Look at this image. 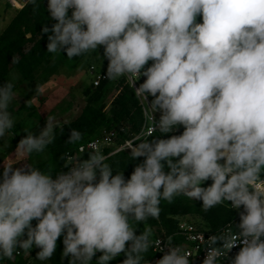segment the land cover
<instances>
[{"label":"clouds","instance_id":"clouds-1","mask_svg":"<svg viewBox=\"0 0 264 264\" xmlns=\"http://www.w3.org/2000/svg\"><path fill=\"white\" fill-rule=\"evenodd\" d=\"M48 11L56 21L44 30L53 33L48 52L73 58L104 46L108 79L146 77L134 87L138 97H153L151 123L122 146L133 160L145 159L130 178L113 175L99 152L56 178L31 165L5 164L0 258L36 247L37 259L46 261L63 235L69 264H93L97 252L95 264L122 252V264H141L153 241L150 230L137 235L130 221L158 219L162 200L183 195L201 200L204 211L224 202L243 206L240 231L212 236L221 247L208 248L203 264H217L222 249L226 258L238 243L243 247L229 264H264V0H48ZM14 98L11 83L0 86V138L14 126L8 111ZM180 126V135L149 140L159 137L157 129L163 135ZM80 139L73 129L69 141ZM53 140L49 119L39 135L20 139L16 162ZM167 247L156 264H192L190 252L171 238Z\"/></svg>","mask_w":264,"mask_h":264},{"label":"rangeland","instance_id":"rangeland-1","mask_svg":"<svg viewBox=\"0 0 264 264\" xmlns=\"http://www.w3.org/2000/svg\"><path fill=\"white\" fill-rule=\"evenodd\" d=\"M46 4H48V0H46ZM17 12L16 8L8 6V0H0V34L9 26ZM69 15H71V10H69ZM27 36L31 37L29 33ZM32 45L33 41L27 42L23 48L24 51L27 52ZM56 59H58V55L47 58L33 70L32 78L24 77L14 63L9 66L8 77L12 81L15 98L9 104L8 111L14 120V126L5 137L0 138V181L3 178L5 164H13L14 169L31 165L48 174L55 175L58 173V161L52 156L49 149L45 148L43 152H33L25 156L23 161L16 162V147L20 139L26 137L27 134L39 135L49 119L53 121L55 130L57 127L81 116L88 106L91 93L94 91L90 86V67L95 64L101 68L108 62L107 58L104 57V46L87 53L77 61H64L56 66L54 64ZM119 80L121 77L108 84L101 100L91 104L96 107L101 104L104 106L102 115L95 122L94 128L87 131L84 138L100 135L104 129L114 130L121 135L131 133L132 123L126 114L122 113V107L117 102L118 95L124 91ZM137 98L142 104L143 112L144 107L150 109L149 105L153 97L149 96L147 100L138 96ZM156 114L160 116L161 112L157 111ZM183 131L179 127L176 131L171 132L170 137L180 135ZM121 135L118 137H122ZM190 200L194 203L198 201ZM190 215L194 219L199 218L200 221H204L200 212H192ZM178 216L181 215L168 213L165 219L159 216L158 219L149 218L144 222H136L134 226L137 228L136 234L139 235V232L150 230L151 238L154 233L161 229L170 231L172 221L177 220ZM128 243L130 245L131 242ZM150 248L147 253L143 254L141 264H150ZM39 251V248L34 247L27 252L30 264H54L50 259L38 260L37 253ZM122 253L111 260L109 264H122L119 261Z\"/></svg>","mask_w":264,"mask_h":264},{"label":"trees","instance_id":"trees-1","mask_svg":"<svg viewBox=\"0 0 264 264\" xmlns=\"http://www.w3.org/2000/svg\"><path fill=\"white\" fill-rule=\"evenodd\" d=\"M8 6L11 7L9 3ZM197 22L202 23V15L199 16ZM55 23L56 21L51 18L50 12L48 11L46 0H35L34 4L32 0H30L22 9L18 10L9 26L0 34V86H4L7 82L12 84V81L8 77L9 66L12 63L17 66L24 77L32 78L33 70L51 56L58 55V59H56L54 63L56 66H58L64 61H77L87 54L85 53L80 56L69 58L67 57V53L64 50L61 52L58 51L56 53L48 52V37L53 33L51 31L44 32V30L47 27L51 29ZM28 33L31 35V37L27 36ZM29 41H33V45L27 52H25L23 48ZM152 63V61H149L148 65L145 67L150 66ZM143 79L145 80L146 77L143 76ZM112 81L113 80L107 78L103 80L97 87H94L90 83V86L94 89V91L91 93L88 106L82 115L77 119L64 124L63 126L57 127L54 130V140L52 143L47 145L46 148L50 150L52 156L58 161V173L62 171H68V163L65 158V153L68 150H74L79 144L95 137L90 136L88 138H84V134L94 128L95 122L102 115V108L104 105L101 104L100 106L96 107L91 104L94 102L98 103L101 100V97L105 94L108 84L113 83ZM119 83L122 84L124 91L118 95L117 102L122 107V113H125L130 123H132V131H139L144 122L142 104H140L137 95L134 89L130 86L126 76H122L121 80H119ZM87 92L89 91L87 90ZM180 128L184 130L183 126H180ZM73 129L81 133V139L76 142L69 141L71 131ZM170 135L171 132L162 135V133L158 130L153 134V136L159 137H149V140L151 141L155 138H169ZM122 136L126 137L128 135ZM109 151L110 149H107L105 152L107 153ZM88 158H90V155ZM144 159V157H139L133 160L131 152L120 151L108 156L104 163L110 165L113 168V175L116 174V171H120L124 172L126 178H130L135 166L139 163H142ZM167 170L169 169L166 166V171ZM58 173L53 175V178H55ZM98 179L99 172L97 182ZM211 183L212 180L209 179L208 181H205L202 186L207 187ZM202 204L203 202L200 200H198L197 203H194L183 195L175 197L171 202L162 200L160 204V216L165 219L168 213L176 215H190L192 212H200L205 224L212 229L221 227L223 224L229 220H232L236 216V211L230 208V202H224L223 204L217 205L208 211H204L203 207L200 208ZM37 223L38 221L36 219L32 221L33 226H35ZM130 223H132L134 227L136 221H130ZM176 223L177 220L172 221L170 231L175 229ZM140 233L141 232H139V234ZM24 238H26V235ZM63 249L64 245L62 235L57 240V249L55 254L50 258L54 264H69L70 257L62 256ZM20 251L21 253L17 256L15 254L14 258L11 260L8 258L0 259L6 261L8 264H30L27 252L24 250ZM100 255H102V253L98 252L93 257V264H95V261ZM149 255L151 258V248ZM124 259H126V255L125 253H122L119 261L123 262Z\"/></svg>","mask_w":264,"mask_h":264},{"label":"built area","instance_id":"built-area-1","mask_svg":"<svg viewBox=\"0 0 264 264\" xmlns=\"http://www.w3.org/2000/svg\"><path fill=\"white\" fill-rule=\"evenodd\" d=\"M30 0H8V3L11 7L16 8L17 10L22 9ZM48 7V4H47ZM108 62L103 65V67L99 68L97 65L93 64L90 67L91 73V81L90 83L97 87L101 84V82L106 77ZM127 80L130 83V86L134 89L138 87L141 83L144 82L143 76L139 74L132 76L129 78L126 76ZM135 82V87H134ZM136 93V92H135ZM150 112V109H146L144 107V122L139 131H131L128 136L123 137L120 133H116L114 130H106L104 129L100 135H97L88 141L81 143L74 150H68L65 153V158L68 163V171L71 165L76 160H86L89 159L88 156L90 153L101 152L107 158L108 156L115 154L120 151L131 152V149L123 150L122 146L126 144V142L132 141L133 138L141 131L142 128H146L151 121L147 119V115ZM155 120H159L160 116L154 113ZM158 131V129L156 130ZM154 131L153 134L156 132ZM121 135L122 137H118ZM142 141H134V145H138ZM107 149H110L109 152H105ZM67 172V171H66ZM56 178V177H55ZM201 201V200H200ZM230 208L231 205H230ZM233 209V208H232ZM236 211V216L223 224L221 227L217 229H212L208 227L205 222L200 221L199 218L194 219L191 215H181L177 217L176 227L172 231H167L165 229H161L160 231L154 233L151 236V240L153 241V245L151 247L152 256L150 258V264H156V261L161 259L165 252L168 251L167 240L171 238V243L175 246L181 247L182 250H186L190 252V259L192 260V264H203V260L207 255V249L210 247H221L218 243H214L211 239L212 236H219L227 234L228 232H239L240 229L237 227L240 223V213L243 211V206L241 209H233ZM161 240V246L156 244L155 242ZM243 247L242 243H238L233 249L230 250L228 256L225 258V255H221L217 258V264H229V258L234 257L240 249ZM163 249V250H161ZM21 253L20 250H17L16 256ZM98 253V252H97ZM96 253V254H97ZM0 264H8L6 261L0 259Z\"/></svg>","mask_w":264,"mask_h":264}]
</instances>
